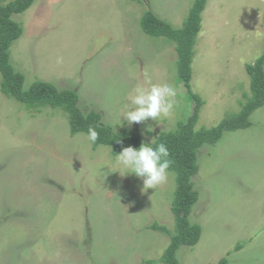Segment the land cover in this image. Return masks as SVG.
Returning a JSON list of instances; mask_svg holds the SVG:
<instances>
[{
	"label": "rangeland",
	"instance_id": "1",
	"mask_svg": "<svg viewBox=\"0 0 264 264\" xmlns=\"http://www.w3.org/2000/svg\"><path fill=\"white\" fill-rule=\"evenodd\" d=\"M193 2L33 0L11 16L22 34L8 49L9 63L24 91L35 82L72 91L83 114L100 115V126L149 142L175 130L195 101L178 80L175 43L146 35L140 20L151 12L180 29ZM206 4L190 65V91L201 101L196 129L239 113L251 96L246 66L264 46V0ZM152 84L175 88L172 113L129 127L122 117L129 96ZM249 122L197 150L189 221L201 234L177 251L178 264H264V106ZM170 173L142 192V179L108 147L70 135L61 109L29 113L0 92V264H162L170 236L152 226L174 230Z\"/></svg>",
	"mask_w": 264,
	"mask_h": 264
},
{
	"label": "trees",
	"instance_id": "2",
	"mask_svg": "<svg viewBox=\"0 0 264 264\" xmlns=\"http://www.w3.org/2000/svg\"><path fill=\"white\" fill-rule=\"evenodd\" d=\"M208 0H194L188 15L180 29L156 18L146 12L141 20L142 31L151 37H164L175 43L177 54L178 80L186 88L187 98L195 101L192 114L185 121L178 122L175 130L160 133L156 144L164 143L169 149L172 161L169 172L175 174V191L171 203L174 216V230L169 232L164 227L153 225L152 229L170 236V243L160 258L162 264H178L176 253L181 247L195 246L200 239L201 229L191 224L189 215L198 200V192L194 189L193 177L198 173L197 150L203 145H214L225 132L249 127L251 114L264 106V46L259 58L246 66L250 78V98L243 104L238 114L229 116L210 129H196L200 99L190 91L191 62L193 59L195 38L200 30L201 14ZM33 0H13L6 5L0 4V92L7 98L20 103L27 112H39L44 107L59 108L68 116L69 133H88L90 127L98 133V139L92 143L93 149L98 146H109L113 156L123 148L132 146L138 149L143 142L137 135L121 132L113 133L110 126H100V115L95 112L83 114L77 105V95L69 90H58L56 87L35 82L28 90H23L24 78L14 71L9 63L8 49L18 39L22 30L11 16L28 10ZM264 25V12H263ZM119 141V142H118ZM155 146V145H154ZM240 245L235 250L240 249ZM218 264H227L221 259Z\"/></svg>",
	"mask_w": 264,
	"mask_h": 264
},
{
	"label": "clouds",
	"instance_id": "3",
	"mask_svg": "<svg viewBox=\"0 0 264 264\" xmlns=\"http://www.w3.org/2000/svg\"><path fill=\"white\" fill-rule=\"evenodd\" d=\"M175 97L176 91L171 84L137 86L128 98L129 102L125 105L126 110L122 117L129 127L134 123H145L149 119L156 122L159 118H167L174 109ZM150 130L154 131L151 127L146 128V131ZM87 137L90 142L95 143L98 133L90 127ZM156 139L157 137L149 142H142L138 149L132 146L123 148L121 153L116 155L123 169L142 179V192L166 183L171 175L169 168L172 161L169 159V149L164 143L156 144ZM107 147L112 151L111 147Z\"/></svg>",
	"mask_w": 264,
	"mask_h": 264
},
{
	"label": "crops",
	"instance_id": "4",
	"mask_svg": "<svg viewBox=\"0 0 264 264\" xmlns=\"http://www.w3.org/2000/svg\"><path fill=\"white\" fill-rule=\"evenodd\" d=\"M206 5H207V4H206ZM205 8H206V6H205ZM205 8H204V10H205ZM204 10H203V12H204ZM203 12H202V13H203ZM198 226H199V225H198ZM236 246H237V245H236ZM235 251H237V250H235ZM222 259H223V258H222ZM220 260H221V259H220Z\"/></svg>",
	"mask_w": 264,
	"mask_h": 264
}]
</instances>
